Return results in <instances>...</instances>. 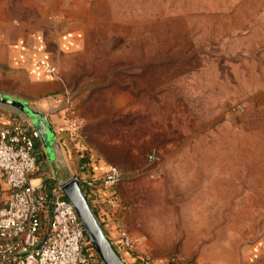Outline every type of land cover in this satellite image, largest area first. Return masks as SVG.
Segmentation results:
<instances>
[{
    "label": "rangeland",
    "instance_id": "obj_1",
    "mask_svg": "<svg viewBox=\"0 0 264 264\" xmlns=\"http://www.w3.org/2000/svg\"><path fill=\"white\" fill-rule=\"evenodd\" d=\"M11 1L21 27L8 37L47 25L80 36L54 66L84 125L38 175L121 170L109 219L132 237L131 253L114 244L125 264H258L246 258L264 237V0ZM24 87L0 71V93L33 104Z\"/></svg>",
    "mask_w": 264,
    "mask_h": 264
},
{
    "label": "built area",
    "instance_id": "obj_2",
    "mask_svg": "<svg viewBox=\"0 0 264 264\" xmlns=\"http://www.w3.org/2000/svg\"><path fill=\"white\" fill-rule=\"evenodd\" d=\"M56 70L53 64L43 65L48 78L56 77ZM83 125L84 119L69 109L64 117L68 136L77 137ZM38 138L36 129L22 120L0 125V264H90L89 239L73 205L57 185L48 188L32 176ZM75 178L94 202L99 219L108 222L110 213L121 210L114 187L122 173L115 165ZM113 227L115 244L131 253L132 237L119 224Z\"/></svg>",
    "mask_w": 264,
    "mask_h": 264
},
{
    "label": "crops",
    "instance_id": "obj_3",
    "mask_svg": "<svg viewBox=\"0 0 264 264\" xmlns=\"http://www.w3.org/2000/svg\"><path fill=\"white\" fill-rule=\"evenodd\" d=\"M11 0H0V71L3 75L8 76L11 81H18L27 90L26 97L33 100V104H29L32 108L44 114L52 129L55 132V160L65 161L70 157L72 138H69L64 129V117L69 109H73L70 97H65L60 93V79L58 77L48 78L43 72V65L50 63L54 65L57 55L69 52L80 41V36L73 28H65L60 31L55 25L43 27H35L16 33L13 37L5 35L4 28L21 27L20 23L14 22L13 16L8 14V6ZM75 111V110H74ZM14 118L22 120L26 124H30L26 117H8L0 112V125L7 124ZM32 126V125H31ZM39 143V147L36 146ZM35 149H40L43 152V159L48 160L41 146L39 138L35 140ZM74 155V154H73ZM76 155H74L75 157ZM39 161V159H37ZM106 167V166H105ZM38 169V168H37ZM93 175L98 172L102 173L105 169L103 166L92 165ZM70 175H77L71 173ZM35 180L44 183L48 188L57 185V178L60 177L57 169L52 170L50 180H43L34 171L32 174ZM0 188H4L1 185ZM105 224V235L111 244H115L116 231L111 225L110 220L107 222L102 219ZM102 220H100L102 222ZM250 262L264 264V237L258 238L250 246V252L246 260ZM90 264H92L90 262Z\"/></svg>",
    "mask_w": 264,
    "mask_h": 264
},
{
    "label": "water",
    "instance_id": "obj_4",
    "mask_svg": "<svg viewBox=\"0 0 264 264\" xmlns=\"http://www.w3.org/2000/svg\"><path fill=\"white\" fill-rule=\"evenodd\" d=\"M0 103L11 105L29 119L32 127L39 134V141L49 163L54 164L56 159L55 132L47 117L32 108L26 100L14 98L8 94L0 93ZM56 183L63 195L73 205L84 232L102 264H125L104 234L75 176L69 175L66 178H57Z\"/></svg>",
    "mask_w": 264,
    "mask_h": 264
},
{
    "label": "trees",
    "instance_id": "obj_5",
    "mask_svg": "<svg viewBox=\"0 0 264 264\" xmlns=\"http://www.w3.org/2000/svg\"><path fill=\"white\" fill-rule=\"evenodd\" d=\"M80 116V115H79ZM36 146H38L39 147V143L38 142H36ZM35 155H36V158L37 159H41V158H43V152L40 150V149H35ZM151 156V157H150ZM155 158V154L152 152V153H149L148 155H147V159H149V160H152V159H154ZM83 160H85V159H83ZM83 160H81V161H83ZM114 165V164H113ZM116 166V165H115ZM117 167V166H116ZM118 168V167H117ZM119 169V168H118ZM120 170V169H119ZM120 172H121V170H120ZM122 173V172H121ZM112 246H113V248L117 251V249H116V247L114 246V244H111ZM97 264H102L101 262H99V263H97Z\"/></svg>",
    "mask_w": 264,
    "mask_h": 264
}]
</instances>
